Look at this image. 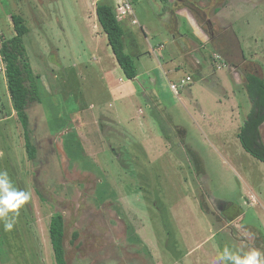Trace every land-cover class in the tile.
<instances>
[{"label": "rangeland", "instance_id": "1", "mask_svg": "<svg viewBox=\"0 0 264 264\" xmlns=\"http://www.w3.org/2000/svg\"><path fill=\"white\" fill-rule=\"evenodd\" d=\"M98 1L116 8L115 0H0V37L13 34L8 13L30 29L23 44L40 97L27 110L32 163L0 57V171L30 194L9 214L11 230L0 220V264H55L48 227L57 212L67 264H222L225 248L264 253L256 245L264 247V163L237 138L251 109L242 76L253 67L245 59L264 64L256 24L264 23V0L235 20L243 57L231 30L218 39H227L228 62L206 52L209 81L186 66L168 72L170 60L183 59L173 51L168 0H127L133 15L119 21L129 22L124 35L134 46L123 39L124 47L138 75L135 97L124 99L109 85L108 73L119 69L94 13ZM185 13H177L176 29L192 38ZM260 131L264 141V125Z\"/></svg>", "mask_w": 264, "mask_h": 264}, {"label": "trees", "instance_id": "2", "mask_svg": "<svg viewBox=\"0 0 264 264\" xmlns=\"http://www.w3.org/2000/svg\"><path fill=\"white\" fill-rule=\"evenodd\" d=\"M8 15L13 27V34L9 38L0 37V57L4 64V77L11 107L23 128L24 147L28 159L34 163L37 148L33 141L32 129L29 126L27 110L34 103H39L40 97L37 79L32 72L23 44V37L28 34L30 29L21 14L12 12ZM95 15L123 75L129 80L136 81L138 74L136 61L125 50L124 31L120 21L116 18L113 4L98 1L95 5ZM242 77L244 79L243 86L252 108L239 129L237 138L246 152L264 163V141L260 134V126L264 122V76H260L254 71H248ZM64 144L68 146L67 142ZM48 231L55 264H67L63 246V218L60 213L51 215Z\"/></svg>", "mask_w": 264, "mask_h": 264}, {"label": "crops", "instance_id": "3", "mask_svg": "<svg viewBox=\"0 0 264 264\" xmlns=\"http://www.w3.org/2000/svg\"><path fill=\"white\" fill-rule=\"evenodd\" d=\"M115 1L118 2L121 0H115ZM211 1L212 2H210V4L207 6H203L204 5L203 0H168L167 1L170 5V12L172 11L171 14L173 15L172 17H174V23H175V28H173V31H172L173 32L172 39H173V42L175 43L174 47H176V49L173 51H179L181 55H183V59H180V61L177 64L173 63V60H170L172 65L170 64L171 66L168 68L169 73L174 74L178 71L180 66H186L187 68L191 69V71L194 74H196L200 79H204L206 81L207 80L209 81L212 78L214 79L213 68L209 64L207 65L208 61L206 57V52L211 51L213 54H217L219 56L221 55L222 59L225 62H228V58L230 57L225 52V50H227V46H225L223 49L221 48L222 44L227 45V39H224L222 42H219L220 40L218 39L221 36V34H223V36H226L229 30H231V32H228V33L229 34L231 33L232 35H234L236 40H238V46L240 47L241 56L243 57L244 52L240 46L241 41L239 40L240 38L238 35V31L235 30L234 24H235V20L239 18L238 16L243 14V12L247 11L246 8L249 11H254V9H252L251 7L252 0H240V2L238 0H231V1L228 0L225 3V5H223L222 7H219L220 3H218V0H211ZM184 2H188L189 4H184ZM185 10L187 14L184 12ZM94 13H95V6H94ZM177 13L186 14V18L188 19V22L190 24V28L192 31L191 32L192 38H188L187 36L180 33L179 30L176 29L177 27L176 15H178ZM131 15H133V11ZM124 19L120 21L123 31L125 28L128 27L126 24H129V22L126 21L127 19L125 20ZM256 24H259V30L262 33L264 30V23L258 22ZM96 35H98L97 31L94 32L93 37L97 38ZM123 39L127 40V44H129L130 46L132 45L134 46V41H133L134 39L131 38L130 34L126 36L123 34ZM179 42L182 43V46L181 45L178 46L177 43ZM255 42H256V39H255ZM106 43H107V40H106ZM106 46L108 47V50L110 51L111 49L108 46V44H106ZM160 46L161 45H159V48ZM198 50H203L205 53L204 56L201 57V59L194 57L193 53L197 52ZM173 53L174 52H171V54ZM251 54H253V52ZM130 55L133 56L132 53ZM111 59L113 61L112 66L114 65V67H117V69L121 71L113 55L111 56ZM244 59L245 58H243V60ZM245 61L252 64V67H253L252 71L256 72L260 76H264V64L261 63L260 65V63H258L259 61L254 60V59L253 61H251V60H248V58L245 59ZM158 64L160 65V62ZM233 66L236 67L237 65L233 64ZM259 68L262 70H260ZM258 69L260 70L259 72H258ZM112 70L114 71L116 70V68ZM119 71L117 70L115 72V76H112L111 72L108 73L109 75L108 80H109V85L111 87V92L114 93L117 97L123 98V99L128 96L129 97L134 96L135 92H134L133 85L135 81L125 78L122 71L121 72ZM186 76H190V74H187ZM217 82L222 84L221 78L217 77ZM235 84H237V82ZM237 97L238 96L233 97L235 101ZM233 98H231V100ZM155 102H156V98H154L153 103ZM149 103H152V102L149 100ZM251 108H252V104H251ZM233 110L234 108L231 111ZM262 125H264V122L261 124V126ZM261 126H260V129H261ZM260 134H261V131H260ZM261 244L259 243L256 245L257 246L260 245L259 247L262 248V250L264 251V247Z\"/></svg>", "mask_w": 264, "mask_h": 264}, {"label": "clouds", "instance_id": "4", "mask_svg": "<svg viewBox=\"0 0 264 264\" xmlns=\"http://www.w3.org/2000/svg\"><path fill=\"white\" fill-rule=\"evenodd\" d=\"M29 199V193L13 188L7 172L0 171V220L4 221L5 230L13 227L14 219H10L9 214L18 215L20 207ZM218 259L222 264H264V253L252 248L241 255L225 248Z\"/></svg>", "mask_w": 264, "mask_h": 264}, {"label": "built area", "instance_id": "5", "mask_svg": "<svg viewBox=\"0 0 264 264\" xmlns=\"http://www.w3.org/2000/svg\"><path fill=\"white\" fill-rule=\"evenodd\" d=\"M115 10H116V18L119 20L121 16H124V15H131L132 14V10H131V7H130V4L127 0H121V1H118L116 6H115ZM133 23L136 22L135 19L132 20ZM214 57L215 59H218L219 55L217 54H214ZM217 68L221 67V64L219 65H216ZM191 80V77L190 76H186L184 78V80H181V83L184 84L188 81ZM170 88L171 90L175 91L177 89V85L176 84H170ZM248 200V199H247Z\"/></svg>", "mask_w": 264, "mask_h": 264}]
</instances>
